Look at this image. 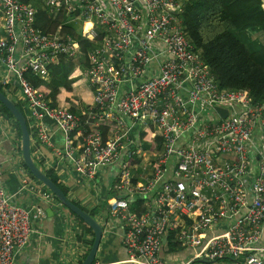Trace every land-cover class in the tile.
Here are the masks:
<instances>
[{
    "label": "built area",
    "instance_id": "1",
    "mask_svg": "<svg viewBox=\"0 0 264 264\" xmlns=\"http://www.w3.org/2000/svg\"><path fill=\"white\" fill-rule=\"evenodd\" d=\"M37 2L67 21L44 32ZM185 3L0 0V86L26 113L38 154L54 146L53 122L64 138L55 152L80 178L92 182L119 166L109 214L125 224L123 243L136 264H168V242L190 250L182 264H264V104L246 90L219 87L184 30ZM72 24L79 29L65 33ZM79 37L91 43L84 53ZM62 62L74 66L72 85L83 79L94 92L79 112L50 94ZM105 121L118 126L107 137ZM135 132L160 138L161 146ZM22 184L28 188L27 176ZM42 196L56 201L50 191ZM134 197L146 199L143 211L132 209ZM34 212L0 187V264H15L28 245Z\"/></svg>",
    "mask_w": 264,
    "mask_h": 264
},
{
    "label": "crops",
    "instance_id": "2",
    "mask_svg": "<svg viewBox=\"0 0 264 264\" xmlns=\"http://www.w3.org/2000/svg\"><path fill=\"white\" fill-rule=\"evenodd\" d=\"M3 93L6 95L4 90ZM19 106L21 107L20 104ZM22 113L27 120L24 110ZM50 126L51 143L54 146L50 147L49 144L42 146L40 154L32 147V158L45 173L46 170H53L62 184L68 188V198L77 202L84 210L93 213L94 218L102 225V240L93 264H136L137 260L130 257L123 243L125 224L109 214V201L116 196L112 186L119 166L106 167L92 182L80 178L73 163L64 161L55 152L63 149L64 138L55 123L51 122ZM29 133L31 135L30 131ZM21 140L15 120L0 109V163L3 165L0 187L11 195L15 205L35 209L30 241L16 255L15 264H82L93 246L94 232L57 201L49 203L43 198L42 193L49 190L37 181L26 167ZM21 170H24V175ZM25 176L30 181L27 189L22 184ZM35 186L40 188L37 189ZM37 210L43 211V216H40ZM182 251L183 249H180L172 254L168 251V254L162 255L168 264L171 261L177 263L181 255H184L185 262L191 253Z\"/></svg>",
    "mask_w": 264,
    "mask_h": 264
},
{
    "label": "trees",
    "instance_id": "3",
    "mask_svg": "<svg viewBox=\"0 0 264 264\" xmlns=\"http://www.w3.org/2000/svg\"><path fill=\"white\" fill-rule=\"evenodd\" d=\"M37 5L39 14L36 26L44 32L54 33L67 21L65 16L52 19L43 10L41 2H37ZM180 18L187 36L194 47L201 52L203 61L209 67L219 87L230 91L246 90L255 103L264 104V11L260 0H186ZM75 30L73 25L63 27L65 33H73ZM78 40L82 53L91 47L89 41L81 37ZM71 66L72 64L62 62L55 68L57 74L51 82L50 94L54 98L61 97L63 105L72 112H79L83 104H91L94 92L88 88L87 82L83 79L72 85L68 80L69 74L74 69V66ZM79 89L84 94L77 93ZM0 90L3 92L1 86ZM17 106L23 112L19 104ZM0 109L14 119L1 103ZM15 124L21 138L20 126L16 120ZM117 128L116 123L109 121L103 122L100 127L105 137ZM29 131L31 132L30 128ZM135 136L141 142L152 144L153 148L161 146L162 140L151 137L148 132L142 134L135 132ZM46 174L69 197L68 188L62 184L55 172L46 170ZM120 198L126 199L127 195ZM55 199L62 205L56 197ZM71 201L80 207L77 202ZM145 201V198L134 197L131 199L132 209L137 212L143 211L142 205ZM68 212L92 231L76 214L70 210ZM89 214L95 216L93 213ZM167 247L169 254L180 250L176 244L170 242L167 243Z\"/></svg>",
    "mask_w": 264,
    "mask_h": 264
},
{
    "label": "water",
    "instance_id": "4",
    "mask_svg": "<svg viewBox=\"0 0 264 264\" xmlns=\"http://www.w3.org/2000/svg\"><path fill=\"white\" fill-rule=\"evenodd\" d=\"M0 103L8 110V112L13 116V118L18 122L21 130V141H22V154L26 167L33 175V177L40 181L68 210L76 214L86 225H88L94 232V242L93 246L88 253L86 259L82 264H93L96 258V254L99 245L102 240L103 228L102 225L88 212L84 211L82 208L74 204L62 191L60 187L50 179L47 174L41 170L33 161L31 153V137L29 133V128L27 120L17 105L7 98L6 95L0 90ZM217 112L221 117L226 118L228 115V110L217 108Z\"/></svg>",
    "mask_w": 264,
    "mask_h": 264
},
{
    "label": "rangeland",
    "instance_id": "5",
    "mask_svg": "<svg viewBox=\"0 0 264 264\" xmlns=\"http://www.w3.org/2000/svg\"><path fill=\"white\" fill-rule=\"evenodd\" d=\"M73 25V27L77 30V29H79V27H80V24H72ZM77 80H74V82H76ZM77 93H81V94H84V93H82L83 91L82 90H77L76 91ZM182 252H189L190 253V250H183ZM182 257H180V260L176 263V262H173V261H171L170 262V264H182L183 262H184V255H181ZM182 258H183V260H182ZM195 264H203V263H201V262H197V263H195Z\"/></svg>",
    "mask_w": 264,
    "mask_h": 264
},
{
    "label": "bare ground",
    "instance_id": "6",
    "mask_svg": "<svg viewBox=\"0 0 264 264\" xmlns=\"http://www.w3.org/2000/svg\"><path fill=\"white\" fill-rule=\"evenodd\" d=\"M89 27H90V25L88 24V25H87V28H89Z\"/></svg>",
    "mask_w": 264,
    "mask_h": 264
}]
</instances>
